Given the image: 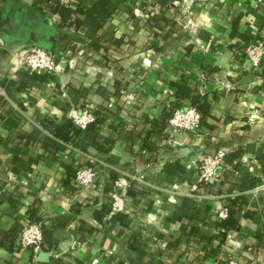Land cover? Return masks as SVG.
<instances>
[{"label":"crops","instance_id":"1","mask_svg":"<svg viewBox=\"0 0 264 264\" xmlns=\"http://www.w3.org/2000/svg\"><path fill=\"white\" fill-rule=\"evenodd\" d=\"M48 1L0 0V264H218L220 254L264 264V62L241 61L231 35L237 16L239 33L264 27V0H107L97 32L88 21L63 26ZM31 45L55 52L57 75L18 65L15 53ZM176 83L211 108L198 137L175 134L168 145ZM83 102L98 120L71 142L45 127ZM219 148L227 166L203 187L219 193L189 197L198 157ZM86 166L97 176L81 189L73 176ZM120 172L142 180L124 193L127 212L113 213ZM226 205L238 208L239 227L223 236ZM28 221L43 224L45 261L18 248Z\"/></svg>","mask_w":264,"mask_h":264},{"label":"built area","instance_id":"2","mask_svg":"<svg viewBox=\"0 0 264 264\" xmlns=\"http://www.w3.org/2000/svg\"><path fill=\"white\" fill-rule=\"evenodd\" d=\"M62 5L75 7L77 0H58ZM185 0H172L170 5L174 8H180ZM157 4L161 3L157 1ZM252 40L244 47L245 61L251 66L257 67L264 62V27L258 28L253 34ZM1 52V46H0ZM18 65L26 71L32 73L46 74L55 76L59 73L61 66L55 61V52L46 50L37 45H31L15 53ZM94 106L87 104L82 108L72 106L69 109L67 117L73 122L74 126L85 131L88 126L96 121L93 113ZM202 128V116L196 107L191 104H181L176 107L165 126L167 144L173 145L175 134H188L198 137ZM227 151L224 149H215L212 152L200 155L195 163L198 173V182L190 186L188 196L208 200L216 197V193H208L203 187L215 183L220 178L221 173L225 170ZM97 173L91 166L80 167L76 170L74 177L75 186L86 189L92 185L96 179ZM141 181L142 177L137 175L125 174L120 172L119 176L113 182V192L111 194V209L113 213L127 212L128 208L124 200V193L131 187L132 182ZM257 187L251 191L254 198L258 196ZM217 190V189H216ZM5 193L0 189V200L4 198ZM231 207L224 206L221 208L217 217L225 220L229 216ZM250 207L241 208L239 214H245ZM44 227L41 222L28 221L24 224L18 241L20 250H31L34 256V263L38 262V254L43 249ZM218 264H240L235 258L227 254H220Z\"/></svg>","mask_w":264,"mask_h":264},{"label":"trees","instance_id":"3","mask_svg":"<svg viewBox=\"0 0 264 264\" xmlns=\"http://www.w3.org/2000/svg\"><path fill=\"white\" fill-rule=\"evenodd\" d=\"M159 1L162 7H169L172 0H157ZM50 9L54 14H58L60 17V23L63 26H76L77 28L82 25L85 21H88L92 25L95 26V31L103 27V25L106 23L108 19V13L106 12V5L107 0H101L99 3L92 2L91 4H84L82 0H79L75 7H67L62 5L58 0H49L48 1ZM144 3H147L146 1ZM133 4V3H132ZM134 5V4H133ZM241 16H237L232 20V31L231 35L233 37H237L239 39L238 46L236 50V56L241 59V61H245V54L243 52L244 47L252 40L253 34H244L238 32L239 27V20ZM153 20H149L148 22H155L158 21L157 18L152 16ZM101 37L105 38L104 35H101ZM69 47V46H68ZM105 61H108L110 59V54H107L105 57ZM37 74V73H36ZM43 77H48L46 74H41L39 78L43 79ZM177 92H176V99L180 101V104H191L192 106L196 107V109L200 112L202 116V124L204 119L209 115L211 104L208 100L205 98H202L199 94L192 93V90H194L191 86L188 84H179L176 83ZM194 92V91H193ZM85 106V103L83 102L78 106V108H82ZM176 109L175 106H170L166 116L164 118V121L167 122L169 118L171 117L172 113ZM93 113L96 116V121L88 126L86 130H89L98 120V112L93 110ZM51 134L64 141V142H71L74 140L78 134L80 133V130H78L73 122L67 118L64 123L56 124L54 121H47L45 126ZM76 173V172H75ZM75 177V174L73 178ZM75 185V184H74ZM217 192L219 193V189H217ZM237 202V199L234 201ZM238 209V208H237ZM237 209L231 208L229 212V216L227 219L221 221L222 229L224 230L222 232V235L225 236L226 232L229 229H238L239 223L235 217Z\"/></svg>","mask_w":264,"mask_h":264},{"label":"water","instance_id":"4","mask_svg":"<svg viewBox=\"0 0 264 264\" xmlns=\"http://www.w3.org/2000/svg\"><path fill=\"white\" fill-rule=\"evenodd\" d=\"M56 63H59L58 58H55ZM39 259L42 261H45L47 259V254L45 252H40L39 253Z\"/></svg>","mask_w":264,"mask_h":264},{"label":"rangeland","instance_id":"5","mask_svg":"<svg viewBox=\"0 0 264 264\" xmlns=\"http://www.w3.org/2000/svg\"><path fill=\"white\" fill-rule=\"evenodd\" d=\"M137 6H139V8H140V5H137ZM152 5H150V3H148V5L147 6H145L146 8H147V10H146V13H149L148 14V17L147 18H149L150 20H153L152 19V14H151V10H150V7H151ZM143 10V9H142Z\"/></svg>","mask_w":264,"mask_h":264}]
</instances>
